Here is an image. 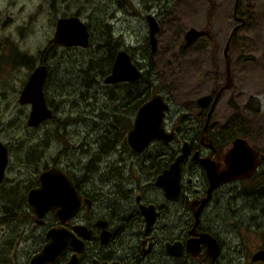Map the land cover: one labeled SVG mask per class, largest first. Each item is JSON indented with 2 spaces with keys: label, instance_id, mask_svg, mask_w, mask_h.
<instances>
[{
  "label": "rangeland",
  "instance_id": "rangeland-1",
  "mask_svg": "<svg viewBox=\"0 0 264 264\" xmlns=\"http://www.w3.org/2000/svg\"><path fill=\"white\" fill-rule=\"evenodd\" d=\"M51 1L0 0V57H5L1 62L7 61L12 53L11 46L7 45L12 43L39 57L52 39L56 21L62 14L78 13L90 25L92 33L87 48L61 47L57 56L47 63L52 69V79L45 88V96L56 120L44 123L37 130L27 126L29 110L18 100L19 89L28 74L26 66H0V138L12 149V167L8 170L9 180L0 186V201L17 215L25 205L17 207L16 192L9 198L4 193L6 190L15 186L13 184H29L46 160L51 162L54 154L88 160L93 151L99 150L98 139L112 137L113 131L107 128L120 127V137H114L119 143L117 141L111 158L125 153L132 162L130 168L135 171L146 158L141 159L142 156L137 157L125 148L122 131L134 118L127 111L130 122L128 115L123 113L127 101L142 97L139 93L149 82L142 79L131 84L112 85L105 82L110 73L103 76L100 66L92 71L89 68L91 61L96 64L107 57L108 39L113 45L118 44L115 46L117 52L126 50L135 64L151 75L152 92H163L174 108L193 106L195 111L196 97L208 93L213 86L212 62L224 72L223 47L230 30L239 23L233 16L234 0H55L54 8ZM151 14L157 17L159 24L158 47L153 53L147 43V16ZM237 14L245 18L246 23L236 30L230 43L232 86L224 90L213 116L219 125L235 111L248 117L254 135L247 139L264 154V0H239ZM190 27L197 28L198 34L193 40H186L184 32ZM19 31L25 34L22 32L21 36ZM18 59L23 61L24 57L19 54ZM80 73L85 79L70 76ZM250 96L260 106L257 115L244 109ZM175 115L178 116L177 112ZM114 133L118 135L116 130ZM35 144L38 145L36 149L44 153L38 165L24 160V150ZM168 148L172 149L173 144L157 143L150 153H162ZM203 179L195 173L192 187L200 189ZM258 184L255 179L231 183L216 192L209 206L211 226L223 241H227L229 264H251V254L264 246V184ZM254 186L248 193L241 192ZM256 187L258 193L249 195ZM31 219L32 222L26 224L21 220H4L0 228V258L6 254L11 259L10 264H28L44 244L41 229L34 225L33 216ZM231 250L242 255L236 258Z\"/></svg>",
  "mask_w": 264,
  "mask_h": 264
},
{
  "label": "flooded vegetation",
  "instance_id": "flooded-vegetation-1",
  "mask_svg": "<svg viewBox=\"0 0 264 264\" xmlns=\"http://www.w3.org/2000/svg\"><path fill=\"white\" fill-rule=\"evenodd\" d=\"M51 2L52 8L56 7L57 3L55 4V0ZM62 15L61 17H79L78 13L74 15ZM88 30L92 37L90 25H88ZM22 32L24 33V31H19L21 36H23ZM55 32L56 30L52 32V39L50 38L51 40L48 42L47 47L41 50L39 57L27 52L30 50H21L15 43L7 44L12 48V53L6 58L7 61L1 62L5 57H0V66L6 64H23V66H26L28 74L24 77V81L19 89L18 100L22 107L29 110V114L32 106L31 104H21L20 96L31 74L39 65L45 64L48 67V78L44 90L47 82L52 79V69L47 63L55 58V48L64 47L55 42ZM6 43L8 42L6 41ZM147 43L150 45V39ZM19 54L24 57L23 61L18 59ZM216 67H214L212 62V68L214 69L212 76V80H214L213 86L208 93H202L196 97L194 104L196 107L195 111H193V106L174 108L169 98L161 92L169 102V109L163 117L165 125L167 130L174 132V136L171 141H153L154 143L150 144L142 152L133 151L128 146L127 135L133 127V121L138 109L152 99L154 93L157 91L139 93L142 97L137 96L127 101V109L123 113L128 115L126 113L128 111L132 116L134 115V118H132L133 121L131 122V118L128 115L131 125L128 128L124 127L125 130L121 131L125 133V148L133 155H137V157L142 156L141 159L146 157L140 163L138 171L130 168L129 163L132 162L129 161L130 157L126 156L125 153L116 158H111L115 148L118 146V144L116 145L117 141L119 143V140L114 137H120V127L115 125V129H112L113 127L111 129L107 128L109 132L113 131L112 137H107L108 139L101 138L102 142L101 139H98L99 141L96 143L99 145V150L93 151V155L88 160L84 161L81 158L74 159L70 156L54 154L51 156V162L46 160L47 164L45 163L38 170L36 178L32 179L29 184H13L15 185L16 193L19 191L25 194L23 202L34 217V225L42 231L40 237L44 241V244L41 245L40 249L32 257L48 241V232L62 227L68 229L76 237V243L79 248H77L78 250L74 246L66 248L56 262L52 264H68L74 257L77 258L78 264H229V255L226 251L227 241H223L221 236L211 226L212 223L209 220L208 209L218 190H222L226 186L229 187L231 183L233 184L236 181H247L256 170L246 179L229 180L224 182V184L214 187L209 199L201 207V199L207 195L208 178L204 166L199 159L200 157H207L222 170L225 163L220 158L234 140L222 141L218 129L227 119L219 125L217 119L213 116L216 103L219 102L220 97L226 89L224 88L221 91L217 101L213 103L216 92L220 90L226 81L225 65L224 72L223 70H219V67H217L218 69ZM232 78L231 73V86ZM133 82H120L112 85H119L121 83L131 84ZM127 93L134 94V92L130 91ZM203 95H210L206 104L199 102V98ZM136 98L139 100L137 103L133 102ZM173 111L177 112L178 116ZM55 117L54 114L53 118L48 121L56 120L54 119ZM48 121L43 122L39 126L32 127L28 125L27 119V126L37 130ZM114 130H116L118 135L114 133ZM0 140L7 146L9 151L8 167L5 173V180L0 183L1 186L9 180L8 170L12 167L10 166L12 149L8 143L4 142L1 138ZM162 142H166L169 146L173 144V148H168L167 151L158 152V154L150 153L154 144ZM175 142L176 145H174ZM186 142L188 143L187 155L181 163L179 192L175 199L167 196L165 188L157 183L158 175L174 161L175 156L178 152H181L182 146ZM37 147L38 145L35 144L24 150V156H26L24 160L35 165L43 161L44 153L39 157L41 152L36 149ZM77 151H80V149ZM259 151L261 155V150ZM116 152H118V149H116ZM167 152H170V154H164ZM51 168H59L67 174L72 182L71 187H74L76 190L81 204L74 213L65 215L66 218L63 221L57 213L60 208H53L45 214L43 223L40 224L36 221L33 210L28 204L27 196L32 189L38 188L41 185L40 175ZM195 173L204 177L200 189L192 187V177ZM4 193L7 195L8 190ZM10 193L12 195V188L10 189ZM21 205L17 204V207ZM5 206L0 201V219L2 220V224L5 223ZM144 208L146 212H144ZM199 209L200 212H198ZM76 227L78 230H76ZM214 246L218 249L216 254L214 253ZM262 248L257 249L260 250ZM231 252L235 254L236 258L242 255V253L237 251L231 250ZM250 262L251 264L264 263V261L251 260V257Z\"/></svg>",
  "mask_w": 264,
  "mask_h": 264
},
{
  "label": "water",
  "instance_id": "water-1",
  "mask_svg": "<svg viewBox=\"0 0 264 264\" xmlns=\"http://www.w3.org/2000/svg\"><path fill=\"white\" fill-rule=\"evenodd\" d=\"M239 0H234L233 16L239 20L232 30L223 47L224 65L226 69V81L213 99L215 103L224 88L231 86V58L229 56L230 41L237 29L245 23V19L238 16ZM149 24V39L151 51L156 52L158 47L157 32L159 24L153 14L147 16ZM198 34V29L193 27L184 32L186 40H193ZM90 31L88 25L78 16L60 17L57 21L54 40L65 47L87 48L90 44ZM144 77L143 71L133 62L131 55L126 50H119L111 69L110 74L105 78L108 84L120 82L138 81ZM48 78V67L45 64L39 65L31 74L26 86L20 96L21 104H31L32 109L28 118V125L35 127L53 118V111L49 108L45 96V84ZM210 95L201 96L199 102L206 104ZM212 103V106H213ZM169 109V102L164 95L155 92L152 99L144 103L137 111L133 121V127L128 132V146L136 152L144 151L153 141H171L174 132L167 130L164 116ZM188 143H184L181 152L175 156L174 161L158 175L157 183L165 188L166 195L172 198L178 196L181 176V163L187 155ZM259 149V148H258ZM253 146L247 138L236 136L231 146L220 158L225 166L222 170L217 164L207 157H200L208 178L207 195L203 197L201 207L209 199L212 189L219 184L238 178L246 179L259 168L261 155L260 151ZM197 155V153H196ZM198 157V156H196ZM9 162L8 148L0 140V183L5 180V173ZM41 185L32 189L28 193V204L33 210L38 223H43L45 214L56 207H59L58 216L63 221L66 217L74 213L80 206L76 190L71 187V180L67 174L59 168H51L40 175ZM200 207V209H201ZM200 209L198 212H200ZM144 212L145 208H144ZM197 213V212H196ZM199 214V213H198ZM151 220V218H150ZM2 220L0 219V226ZM150 226V225H149ZM76 230L77 227H76ZM76 237L66 228H55L48 232V241L43 248L36 253L28 264H52L56 262L66 248L74 246L79 248ZM215 242V241H214ZM212 243V242H211ZM217 244V243H215ZM216 246H214L215 248ZM218 249L215 248V254ZM215 256V255H214ZM251 260L264 261V248L257 249L251 256ZM68 264H78L74 257Z\"/></svg>",
  "mask_w": 264,
  "mask_h": 264
},
{
  "label": "trees",
  "instance_id": "trees-1",
  "mask_svg": "<svg viewBox=\"0 0 264 264\" xmlns=\"http://www.w3.org/2000/svg\"><path fill=\"white\" fill-rule=\"evenodd\" d=\"M245 23H246V19H245ZM245 23L243 25H245ZM108 36H109V38H111L109 34H108ZM234 38H235V36H233V38L231 39L230 43L234 40ZM107 45L109 46L108 47V49H109L108 52L109 53L107 54V57H103L99 61H96V64H94L92 61L89 64V68H90L91 71H92L93 68H95L97 66H100L99 67L100 69L103 68L101 70V73H102L103 76H106L107 74H109L111 72V69H112V66H113V63H114V60H115V57H116V53H117L115 46L118 45V44L114 43V45H113L108 39ZM57 51H58V48H55V57L57 56ZM214 53H215V50H214ZM104 68H105V70H104ZM70 76L72 78H75L76 76H78V79H80V76H82V78L85 79V77H83V75L81 73L77 74V75H72L71 74ZM142 79L143 80L145 79L146 81L149 82V85L146 87V89H144L145 92L146 91H151L150 90V85L152 83L151 82L152 81L151 75H149V73H146V74L144 73V77ZM142 79H140L139 81H141ZM47 84L49 85L48 82H47ZM144 90H143V92H144ZM138 101L139 100L136 98V103ZM244 109L249 111V112H252L254 115H257V113L260 111V106H259L258 102H255V99L253 98V96H250L248 98V100L244 104ZM253 129H254V127L251 124V122L248 119V117H246V116L244 117V116L241 115V113L235 111L231 115V117H229L226 120V122L221 127H219L218 130L220 131V135H221L222 141L223 142H227V141H230V140L234 139L235 136H242L244 138L252 137L254 135L253 134ZM259 150H261V149H259ZM164 154H168L169 155L170 152H167V153H164ZM41 156H42V154H40L39 157H41ZM27 157H29V155H27ZM26 162H29V161H26ZM260 162L261 163H260L259 168L253 173V175L250 177V179H255L259 184L260 183L264 184V154H262V151H261V161ZM255 186L251 187V188H248L246 191L243 190L241 192L248 193L249 191H252L255 188ZM11 188H12V195L10 193V189ZM11 188L8 190V194H7V195H9V198H12L13 197V193L16 192V189H15L14 186H12ZM262 188H263V186L260 188V192L263 195V193L261 191ZM257 190H258V187H256V191L255 192H252L249 195H253L255 193H258ZM18 192L15 194V196H17V203L20 204V205H21V203L24 204L23 201H24V198H25V196H24L25 194L21 193V192L18 193ZM5 205H6V203H5ZM23 208H25V209H22L21 213L17 215L16 211L13 212L12 209L9 210V207L6 205L4 207V213H5L4 214L5 215L4 220H6V221L7 220L8 221H12V220H18L19 221V220H21L24 224L32 222L31 212L28 211V208H26V205ZM6 252H9V248H6ZM10 261H11L10 257L7 256L6 254H5V257H1L0 258V264H10Z\"/></svg>",
  "mask_w": 264,
  "mask_h": 264
}]
</instances>
